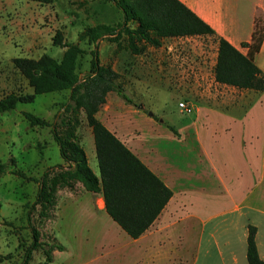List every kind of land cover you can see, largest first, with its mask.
Masks as SVG:
<instances>
[{
    "label": "rangeland",
    "instance_id": "rangeland-1",
    "mask_svg": "<svg viewBox=\"0 0 264 264\" xmlns=\"http://www.w3.org/2000/svg\"><path fill=\"white\" fill-rule=\"evenodd\" d=\"M230 1L234 3L238 35L247 33L254 17L264 24V0ZM121 20L120 11L104 0H50L48 3L0 0V98L8 93L32 92L13 66L14 57L38 58L48 54L59 60L63 49L52 45L56 30L61 31L66 42L74 43L77 34L87 25H113ZM242 42L238 41L237 48L245 52ZM80 45L86 50L78 60L77 73L81 78L89 69L88 52L93 46ZM98 52L100 63L111 65L119 74L120 83L133 101L126 104L115 92H110L100 108L99 118L112 133L118 132L129 142L133 138L143 152L150 150L154 161L171 178L176 195L181 188H195V182H187V178L197 180V186H204L202 199L220 203L223 200L225 209H231L232 202H248L254 194L264 196V129L260 126L263 109L259 107L264 104L255 101L248 105L245 120L249 125L245 122L242 135L233 132V114L222 113L225 106L237 102L224 101L217 95L219 86L213 77L217 43L213 36L170 38L160 47L146 46L138 54L131 53L124 40L117 47L103 39L98 42ZM257 64L261 65L260 60ZM242 92L246 98L248 94H257L251 90ZM68 95V90L38 94L33 102L18 103L14 110L0 113V161L5 162L12 156L16 168L36 180L47 170L50 177L55 176L59 166L65 163L50 127L30 126L23 112L33 113L50 123L57 122L63 114L60 105L67 101ZM258 95L264 102V91ZM181 101L187 104L186 112L178 107ZM72 120L70 127L58 130L73 135L90 157L88 166L97 174L91 129L83 112L79 111ZM55 189V204L41 214L40 205L32 207L38 182L10 172L0 175V264H22L24 251L31 243V226L38 231L43 247L56 242L64 246L62 251H53V261L49 264H151L149 255L139 250L110 217L91 214L86 191L80 183ZM192 199V205L187 208L195 210V199ZM59 202L66 203L58 212ZM98 203L102 206L100 200ZM185 209L180 207L176 211L183 214ZM221 209L218 206L215 211ZM194 225L192 221H184L179 226L188 233V239L194 231L189 245V241H196L198 226ZM217 225L215 238L204 239L202 245L210 246L212 255H216V249H224L223 239L234 233L237 253L243 226L237 222H232L233 228L229 222ZM226 257L223 253V258ZM44 260L43 250L38 247L32 251L28 264H43Z\"/></svg>",
    "mask_w": 264,
    "mask_h": 264
},
{
    "label": "trees",
    "instance_id": "trees-1",
    "mask_svg": "<svg viewBox=\"0 0 264 264\" xmlns=\"http://www.w3.org/2000/svg\"><path fill=\"white\" fill-rule=\"evenodd\" d=\"M48 3L50 0H30ZM110 2L122 14L116 24L96 23L85 26L76 42H66L60 30L52 37V45L63 49L58 60L48 54L38 58L14 57L13 66L26 79L32 89L28 94L8 93L0 98V113L10 112L18 103H31L38 94L68 90L67 101L61 103L63 114L57 122H48L30 112L23 117L30 126H48L53 141L58 147L64 166L50 177L47 170L39 180L26 177L16 168L15 159L0 161V175L10 172L18 177L38 182V190L32 207L40 205L41 214L55 204V187L71 188L80 183L84 190L101 193L107 215L130 238H137L156 219L165 207L172 191L155 175L124 143H122L96 116L110 92H115L126 104H133L119 81V74L111 65L99 60L98 42L105 39L117 47L125 41L126 48L133 54L146 46L158 48L165 38H184L210 35L217 43L213 67L214 80L220 84L240 90L264 91V71L255 63V56L264 41V24L254 17L250 38L242 42L245 53L232 45L196 12L180 0H104ZM80 43L92 45L89 50V69L79 77V58L86 53ZM83 112L86 124L91 129L98 175L87 165L84 149L71 133H61L58 128L70 127L73 116ZM171 132L172 126L167 125ZM57 185V186H56ZM48 215L47 213L45 214ZM29 212L27 220L29 221ZM31 243L24 251L22 264H28L32 251L40 247L44 263L53 261V251L64 250L55 243L43 247L38 231L31 226ZM256 228L247 226L246 260L248 264H263L255 243Z\"/></svg>",
    "mask_w": 264,
    "mask_h": 264
},
{
    "label": "crops",
    "instance_id": "crops-1",
    "mask_svg": "<svg viewBox=\"0 0 264 264\" xmlns=\"http://www.w3.org/2000/svg\"><path fill=\"white\" fill-rule=\"evenodd\" d=\"M180 1L185 3L194 12H196L216 32L227 38L235 47H237L238 41L247 42L249 40L253 27L252 20L250 21L249 25V32L247 31V33H245L243 36H240V34L238 35V21L233 12L234 3L230 0ZM166 39L170 38H165L164 40ZM254 60L256 64L260 60L261 65H257L264 71V41ZM216 84L219 86L218 90L220 91L217 95H220L221 98H224V101L226 100L229 102L234 100L237 102L236 104L233 103V106H225L223 110L224 113L222 114H233L232 130H234V133H239L242 135L244 133L243 128L246 126V124L249 125L248 121L245 120L248 112V105L255 101H258L259 104H264V102L261 101L258 92L257 94H248V98H246L242 92L243 90H239L233 86L220 84L217 82ZM251 93L254 92L251 90ZM246 104L247 106H245ZM259 107H262L263 109V118L260 126L262 129H264V106ZM99 111L96 114L97 118L108 128V125L104 123V120L99 118ZM112 115H109L111 116L110 118H113L114 115ZM237 126L240 127L238 128ZM113 134L122 143H124V145L129 148L172 191V196L170 197L169 201L161 210L156 219L152 222V224L137 238H132L133 244L137 245L139 250H141L143 253L149 255L151 264H248L246 260V236L248 225H252L256 228V248L258 256L264 264L263 195L257 196L254 194L252 197H250V200L248 199V202L244 201L240 202L239 204H234V202H232V208L225 209L224 205L226 202L223 200L222 203H220L219 201H213L212 199H202L201 195L204 191V186L201 184L197 186L199 183L197 180H191L187 178V182H195V188H181V190L178 191L176 195V192L172 187L171 178L169 177L168 173L164 171L163 166L154 161L150 150L143 152L138 144L133 142V138H131L129 142L127 138L121 136V134H118V132H113ZM89 158L90 157H88L86 154L87 165ZM96 175H98V173ZM192 198L195 199V210L187 208L188 205H192V202L194 201ZM71 200H73V198H71ZM98 200L102 202V206H100L99 203L96 204ZM86 201L89 203L90 211L93 216H108L104 209L101 193L86 191ZM64 203L66 202H59L57 204L56 207L58 212L61 208V205ZM218 206H221L222 209L220 211H215L217 210ZM180 207L186 208L183 214L176 211V208ZM184 221H192L195 223L193 227L198 226L196 241L194 243L189 241L190 245L188 240L193 238L194 231H191V234L189 233L188 239V233L179 227L180 223H183ZM227 222L231 223L232 228V222L240 223V226H243V231L241 232L239 238V247L237 249V253L235 252V235L232 233L229 238L223 239L224 249H216V255H212V250L209 248L210 246H205L204 244L202 245V241L204 239L210 240L215 238L218 230V225L216 227V224ZM241 240H244L243 247L241 246ZM223 253L227 254L226 259L223 258Z\"/></svg>",
    "mask_w": 264,
    "mask_h": 264
},
{
    "label": "built area",
    "instance_id": "built-area-1",
    "mask_svg": "<svg viewBox=\"0 0 264 264\" xmlns=\"http://www.w3.org/2000/svg\"><path fill=\"white\" fill-rule=\"evenodd\" d=\"M178 107L181 108V110H183L185 112L188 110L187 104L183 101L178 103Z\"/></svg>",
    "mask_w": 264,
    "mask_h": 264
}]
</instances>
